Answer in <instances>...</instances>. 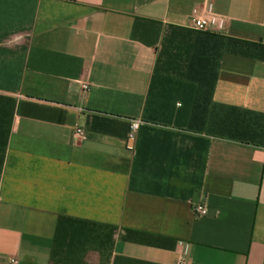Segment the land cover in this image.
<instances>
[{
	"label": "crops",
	"instance_id": "0c3cea01",
	"mask_svg": "<svg viewBox=\"0 0 264 264\" xmlns=\"http://www.w3.org/2000/svg\"><path fill=\"white\" fill-rule=\"evenodd\" d=\"M178 260L264 264V0H0V264Z\"/></svg>",
	"mask_w": 264,
	"mask_h": 264
},
{
	"label": "built area",
	"instance_id": "2783aa9c",
	"mask_svg": "<svg viewBox=\"0 0 264 264\" xmlns=\"http://www.w3.org/2000/svg\"><path fill=\"white\" fill-rule=\"evenodd\" d=\"M205 13L207 18L201 17L198 15V10L194 9L191 15V23L192 27L196 31H208L212 26L216 25L217 27L222 26V19L211 11V6L209 4L206 5ZM80 89L82 91L88 90V85L86 83L80 84ZM140 121H132L130 124V130L135 131L140 126ZM72 137L74 140H80L84 137V131L81 128L76 127L73 130ZM195 215L203 216L207 214V208L203 205H196L193 208ZM15 263V260H12ZM175 264H184L183 260H178Z\"/></svg>",
	"mask_w": 264,
	"mask_h": 264
}]
</instances>
